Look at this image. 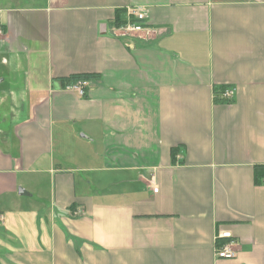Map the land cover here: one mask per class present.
<instances>
[{"label":"crops","instance_id":"crops-1","mask_svg":"<svg viewBox=\"0 0 264 264\" xmlns=\"http://www.w3.org/2000/svg\"><path fill=\"white\" fill-rule=\"evenodd\" d=\"M0 28V264H264V0H0Z\"/></svg>","mask_w":264,"mask_h":264},{"label":"built area","instance_id":"built-area-1","mask_svg":"<svg viewBox=\"0 0 264 264\" xmlns=\"http://www.w3.org/2000/svg\"><path fill=\"white\" fill-rule=\"evenodd\" d=\"M128 14L129 18L125 22L123 26H121L122 31L126 32H139L146 30L147 27H145V20H146V15L143 11H140L139 9L136 8H129L128 9ZM2 33L1 28H0V34ZM88 86V80L86 79H81L77 80L74 82L69 83L66 88L69 90H72L76 92L78 95L83 96L85 95L86 92V87ZM222 97L226 99H230L232 96V89L230 88H225L221 92ZM150 189L153 192L157 191V187L152 184H150ZM222 238H231V234L229 232H222L220 233ZM215 256L218 259H232L236 256V250L235 248L231 245L230 241H225L222 243H218L214 249Z\"/></svg>","mask_w":264,"mask_h":264},{"label":"trees","instance_id":"trees-1","mask_svg":"<svg viewBox=\"0 0 264 264\" xmlns=\"http://www.w3.org/2000/svg\"><path fill=\"white\" fill-rule=\"evenodd\" d=\"M116 24L120 25L122 24L121 21L118 22L117 17H116ZM3 30V28H2ZM95 74L93 73H79V74H72L69 75L68 77H63L61 78L62 83H68L71 81H77L81 79H90L93 78ZM254 183L256 185L264 183V169L262 165H255L254 166Z\"/></svg>","mask_w":264,"mask_h":264},{"label":"rangeland","instance_id":"rangeland-1","mask_svg":"<svg viewBox=\"0 0 264 264\" xmlns=\"http://www.w3.org/2000/svg\"><path fill=\"white\" fill-rule=\"evenodd\" d=\"M1 31H2V29H1ZM125 32H126V31H125ZM126 33H127V32H126ZM1 34H2V33H1ZM1 34H0V37L2 36ZM86 80H88V79H86ZM88 81H89V80H88ZM71 82H74V81H71ZM71 82H68V83H66V84L64 85L65 89H67L66 86H67L69 83H71ZM67 90H69V89H67ZM69 91H72V90H69ZM72 92H74V91H72ZM75 93H76V92H75ZM79 96H80V95H79Z\"/></svg>","mask_w":264,"mask_h":264}]
</instances>
